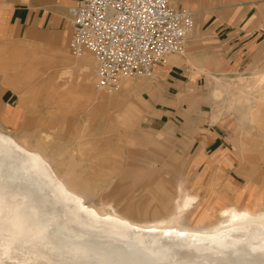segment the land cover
I'll list each match as a JSON object with an SVG mask.
<instances>
[{
	"label": "rangeland",
	"instance_id": "obj_1",
	"mask_svg": "<svg viewBox=\"0 0 264 264\" xmlns=\"http://www.w3.org/2000/svg\"><path fill=\"white\" fill-rule=\"evenodd\" d=\"M172 1L196 11L184 47L190 55L161 63L174 69L171 81L154 69L149 77L124 78L127 87L121 80L118 89L98 90L95 66L84 96L80 63L58 79L61 57L40 52V79L29 73L18 80L26 83L13 85L36 107L29 102L20 118L16 100L7 113L0 100L5 120L12 114L11 128L0 129L43 152L94 206L138 222L179 214L183 227L201 229L222 223L221 211L232 205L257 215L264 211V90L256 88L264 71V0ZM231 29L255 31L236 56L226 47ZM173 55L195 65H170ZM37 85L43 88L31 96ZM188 195L195 200L186 209Z\"/></svg>",
	"mask_w": 264,
	"mask_h": 264
},
{
	"label": "bare ground",
	"instance_id": "obj_2",
	"mask_svg": "<svg viewBox=\"0 0 264 264\" xmlns=\"http://www.w3.org/2000/svg\"><path fill=\"white\" fill-rule=\"evenodd\" d=\"M256 88L264 90V73ZM81 94L89 96V87ZM29 147L0 129V264H264V211L232 205L221 211L222 223L201 229L183 227L179 214L138 222L94 206L74 178ZM194 200L188 195L183 208Z\"/></svg>",
	"mask_w": 264,
	"mask_h": 264
},
{
	"label": "built area",
	"instance_id": "obj_3",
	"mask_svg": "<svg viewBox=\"0 0 264 264\" xmlns=\"http://www.w3.org/2000/svg\"><path fill=\"white\" fill-rule=\"evenodd\" d=\"M69 21L71 54L91 51L95 88L110 91L122 77L152 76L168 55L183 53L195 25L192 10L172 0H80Z\"/></svg>",
	"mask_w": 264,
	"mask_h": 264
},
{
	"label": "crops",
	"instance_id": "obj_4",
	"mask_svg": "<svg viewBox=\"0 0 264 264\" xmlns=\"http://www.w3.org/2000/svg\"><path fill=\"white\" fill-rule=\"evenodd\" d=\"M79 1L80 0H0V86H3L0 91V100L3 102L6 113L10 111L8 109L9 100H16L19 103L20 118L23 116L24 110L29 107V102H31V107L35 106L30 99H27L23 95L22 91L14 88L13 85L16 83H26L18 80H23V77L29 73L32 74V78L37 80L40 79L43 73L41 72L40 66V52L53 54V56L58 54V56L61 57V63L65 64V67L61 69L60 73H57L58 79L72 76L76 65L75 63L77 62L80 63V71L83 75L81 77V87L94 80L92 72L94 68V58L92 53L85 51L80 57L73 58L68 46V36L69 34L71 36L72 33L69 21L70 9L77 6ZM185 7L188 8V5L186 4ZM260 10L261 8H259V13L253 18L261 14ZM192 11H196V8L192 7ZM194 29L195 27L189 36L194 34ZM247 30L248 29H231L229 31L226 38V47L231 54L236 56L241 45L245 47L249 46L246 38L253 37L255 31L254 33L243 34L247 32ZM185 50L189 52L188 54L190 55L192 49L186 46ZM233 57L234 56L231 58L232 61L234 60ZM178 59L176 63H173L174 58L171 57L169 64L179 65L183 62H187L191 65H195L192 57L184 59L178 56ZM4 68L7 71H5ZM155 70L156 76L158 77L166 74V79L171 81L174 78L172 76L174 69L166 64H158ZM204 72L206 74L211 73L210 75H212L210 70H204ZM263 73L264 71L258 73L256 76L259 77ZM214 77L217 78V76ZM18 114L19 113H17V115ZM161 115L168 116L169 114L161 112ZM7 118L5 120L3 115L0 114V126L4 125L6 130L11 128ZM20 123L21 120L19 124ZM166 123L169 122L166 121ZM209 143L210 142H208V144Z\"/></svg>",
	"mask_w": 264,
	"mask_h": 264
}]
</instances>
